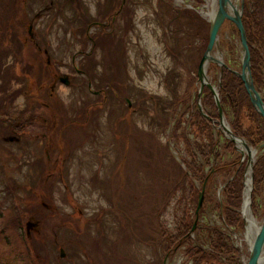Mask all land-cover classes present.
Returning a JSON list of instances; mask_svg holds the SVG:
<instances>
[{"label":"rangeland","instance_id":"obj_1","mask_svg":"<svg viewBox=\"0 0 264 264\" xmlns=\"http://www.w3.org/2000/svg\"><path fill=\"white\" fill-rule=\"evenodd\" d=\"M50 1L28 0L24 12L23 0H0V66L4 71L0 104L5 103L0 120L14 117L10 110L17 113L20 109L23 114L17 120L24 122L39 105L32 100L33 94L51 83L44 49L57 62L53 74L74 75L72 67L82 68L93 84L91 91L97 89V81L98 87L109 83L110 91L104 97L88 92L87 80L78 86L76 75L69 86L56 85L49 101L57 114L52 134L56 150L52 147L49 153L69 157L60 171L63 175L54 180L47 177L43 165L44 151L53 138H29L36 130L30 124L18 144L8 143L0 127V264H191L186 245L174 251L166 240L175 235L186 209V223L190 222L197 203L196 194L186 207L182 204V191L190 190L192 181L181 159L188 162L191 157L180 131L176 138L172 134L176 123L184 125L196 110L194 96L200 86L196 70L210 26L201 12H211L212 0H183L182 6L178 0H52L53 5ZM231 1L239 10L240 0ZM45 7H49L46 13ZM38 13L40 17L35 18ZM92 18L107 19L103 22L114 28L111 33L96 21L88 36L111 34L100 38L93 50L81 27L75 31ZM30 24L33 27L28 29ZM87 56H91L88 61ZM213 56L231 70H240V42L231 23L221 27ZM87 64H91L90 72ZM206 79L218 90V65L207 66ZM19 90L22 95L15 96ZM46 99V92L40 93L39 100ZM59 107L63 113L56 111ZM5 110L9 114H1ZM250 114L243 108L240 119L243 128L253 132ZM231 120L230 114L224 117L229 128ZM187 132L195 134L191 127ZM220 132L218 151L225 135L221 128ZM188 140L192 142L193 136ZM226 150L223 160L229 161L233 153ZM262 154L264 150L254 159ZM261 176L262 169L257 167V180ZM190 178L194 194L199 183ZM224 180L225 176L216 177L199 217L197 237L201 235L205 248L209 241L204 228L224 232L213 205ZM260 187L259 182L255 192ZM34 212L41 225L29 239L26 218ZM253 218L256 225L263 219ZM240 234L243 245L238 248L237 264L249 257L246 229Z\"/></svg>","mask_w":264,"mask_h":264},{"label":"trees","instance_id":"obj_2","mask_svg":"<svg viewBox=\"0 0 264 264\" xmlns=\"http://www.w3.org/2000/svg\"><path fill=\"white\" fill-rule=\"evenodd\" d=\"M125 4L126 2L122 5L124 6L123 8H125ZM199 4H201V2ZM242 24L250 52L253 84L258 90H261L263 87L262 82L264 71V0H243ZM100 38H102V36ZM100 38L97 40V45L101 43ZM103 41L108 42L109 40L106 41L103 39ZM205 46L206 44H203V49ZM201 54L198 60H200ZM90 57L91 56H87L86 60L88 61ZM87 67L90 72L91 64H87ZM107 71L108 67L106 66V72ZM0 72H4L1 70V66ZM6 87L8 88L9 85ZM218 94L224 116L226 117L228 114L231 115L232 120L230 128L232 132L236 136L243 138L251 147L256 148L259 146L264 141V121L252 107L242 81L227 68H223L221 72ZM2 97H5L6 100V95L4 93H2ZM196 97L197 95L195 94V112H191V114L189 113V117L184 121V125L182 122H177L173 128L172 134L173 138H176L179 135V137L185 141L190 153L191 159L188 160V162L183 158L181 160H183L182 163L191 174L188 178L187 173L182 169L183 176L188 178L190 182H193L190 178L192 176L199 183V188L196 190L194 189V194L192 182L190 190L186 191V193L185 191H182V204L186 207V204L190 199L195 198L194 195L197 194L196 198L198 197L201 185L207 178L204 200L198 216L200 217L206 207L207 201L209 202L210 200L208 193L214 184L216 177L225 176V180L222 183L224 186L221 190L222 209L220 210V204L218 201L214 202L213 205L214 208L218 210L219 216L222 218L226 227L241 232L243 230V222L238 210H240L242 203L243 178L246 164L245 162H240L241 157L235 152L233 144L225 137L222 140L223 143L221 149L219 151L217 150L221 134L217 130L214 131L215 128L213 124L218 120V113L211 92L207 88H204L201 97V105L208 119L204 118L198 111ZM5 100H3V102H5ZM4 104H0V110L3 109ZM243 108H246L251 112L250 115L252 117V123L254 124L253 132L245 130L241 124L240 115ZM3 112L4 111H2L1 114ZM31 112L34 111H30V113ZM20 126L21 129L24 130V122H21ZM189 127L192 128V131L195 134H189L187 132ZM178 131H180V133L177 135ZM189 135L193 136L192 142L188 140ZM226 148H230L233 153L232 159L229 161L223 160V157L226 155ZM257 167L262 169V176L258 180L256 177ZM263 176L264 154L256 160V163L253 166L251 209L253 216L257 219L260 218L258 197L262 194L264 186ZM259 182L261 183L260 192H255ZM185 194L187 195L184 196ZM188 215L189 212L188 209H186L185 215L179 219L178 227L176 226L175 235L172 237L166 236V240H170V249L173 247L172 250L176 251L182 245H186L185 255L191 261V264H207L208 262H213L215 264H237L236 259L239 256V251L233 246L229 237L218 228H204L203 232L207 233L208 236H206V238L209 241L207 243V248H205V245L201 242V235L199 234L197 237V233H201V228L198 226V223L196 224L195 229L191 232L194 214L191 216L190 222L186 223V216ZM192 234H194V238L191 237Z\"/></svg>","mask_w":264,"mask_h":264},{"label":"water","instance_id":"obj_3","mask_svg":"<svg viewBox=\"0 0 264 264\" xmlns=\"http://www.w3.org/2000/svg\"><path fill=\"white\" fill-rule=\"evenodd\" d=\"M242 2L240 3V9L238 10V7L234 5L231 0H216L217 9L215 11L213 19L209 20L210 26H209V33H208V42H207L205 51L197 67V81L200 84L199 89H198V95H197V106H198V110L200 111L201 115L204 118L208 119L206 114L203 112L201 103H200V97H201L202 91L204 87H206L211 92L214 98L215 106H216L218 117H219V120H218L219 127H221L222 131L225 133L226 138L235 145V149L239 151L240 154L243 155V151L239 150L236 147L237 143H240L246 151L247 165L249 166L251 179L249 182V187L244 188L245 192L247 189L248 196L246 199H243V204L241 208L242 217L245 223V219H244L245 209H247V211L249 212V216L251 220L255 222L251 209H250V198H251V192H252V186H253L252 161H253V156L257 152L264 149V141L259 146H257L255 149H252L249 145H247V142L244 139L237 137L235 134L231 132V130L228 127L223 125L224 114H223V110L221 108L220 101L218 98V92L214 87H212L211 84L206 82L207 79H206V71H205V65L210 64V63L218 65L220 72L222 68L224 67L227 68V66L223 62H221L220 60H218L217 58L213 56V49L216 47L217 35L222 25L224 24V22L232 23L238 32L239 40H240V50H241L240 72L233 71V73L242 81L244 85V89L246 91V94L249 97L251 105L253 106L255 111L264 121V98L255 88L253 81H252V77H251L250 52H249L248 45H247L245 30L242 24ZM28 29H30V27ZM61 82L67 85L68 84L67 77L62 78ZM263 87H264V80H263ZM263 180H264V177H263ZM206 182H207V178L203 181L201 190L199 191V194H198L197 206L194 212V221L192 224L191 232L195 229V226H196L197 218H198L199 211L201 209L203 198H204ZM245 192H244V196H245ZM263 193H264V190H263ZM31 226L32 225L30 222H26L25 230L27 233H29L30 229L32 228ZM248 250H249V257H248V260L244 264H261L260 256H261L262 251H264V217L259 224V227L255 233L254 239L251 245H249ZM64 255H65L64 251L61 249L60 258H63Z\"/></svg>","mask_w":264,"mask_h":264},{"label":"flooded vegetation","instance_id":"obj_4","mask_svg":"<svg viewBox=\"0 0 264 264\" xmlns=\"http://www.w3.org/2000/svg\"><path fill=\"white\" fill-rule=\"evenodd\" d=\"M54 2L52 3V0L50 1V5H53ZM27 5H28V0H23V6H22V10L25 12V9L27 8ZM43 12H47L49 11V7H45V8H42ZM40 13L36 14L35 15V18L36 17H40ZM44 16V14H43ZM105 21L108 22L107 19H104ZM104 20H98L97 18H92L88 24L86 26H77V28L75 29V31H78L81 27V31H83V34L87 37V41H91L92 43V49L93 50L95 48V46L97 45V40L102 36H108L110 35L112 29L113 28V25L109 27V23L107 25L106 22H103ZM96 21H100L102 22V26H105L104 28L106 30H110L109 34H104V33H100V34H93L94 37H91V36H88V32L90 31L91 28L95 27V23ZM108 26V27H107ZM30 27L32 28L33 26L30 24ZM86 28V29H85ZM96 28V27H95ZM85 29V30H84ZM82 34V35H83ZM39 50V49H38ZM81 53V52H80ZM42 54L45 56V59H44V62L46 65H48V70H50V73H49V77H50V80H51V84L49 86V84H43L41 88H39L37 90L36 93L33 94V97H32V100H34V102L39 105L36 106L35 110H32L34 112H28V116H27V120L24 121V127L23 128H26L28 125L32 124V126L34 127L35 126V132L33 133V137L29 136V138H40L42 140H47L49 138H53V141L52 143L50 144L51 146L49 148H46L45 151H44V160H43V165H44V162H45V169H46V172H47V177L48 178H54L56 176H62L63 174L60 173L61 169L64 168V164H66V160L67 158L69 157V154L66 156V158H62V157H59V156H54V157H51L50 153H49V150L51 149L52 150V147L54 150L55 149V138L52 136L53 132H54V127L58 124L57 123V114L55 112V110H53L51 108V106L49 105V101L53 99L54 97V89L56 87L57 84H61V79L63 78V74H60L59 72H56L53 74V64L57 63L55 62L51 57H50V54L48 53V50L47 49H44L42 50ZM87 55H90V53H87ZM81 57H83V55L81 54ZM58 64H62L61 63H58ZM74 66V65H73ZM74 72V75L77 76L78 81H77V85L78 86H84L85 85V82L82 81V79H86L87 80V87H88V92H92L93 94H102V97L106 96V91H110L109 87H108V84H102L101 87H98L97 85L100 84V82H96L95 83V87L97 88L96 90H92L91 91V87L93 86L92 82L90 80H88L86 77H87V72L86 70H83L82 68L81 69H78V68H75V67H72V70ZM72 73H70V75H67V74H64V76L67 77V81H68V86L69 84L71 83V80L70 78L71 77H75ZM2 76V73L0 72V78ZM42 92H46V96H47V99L45 101L43 100H39V95L40 93ZM18 95H21V92L19 90L16 91V94L15 96H18ZM127 101V104L128 106H131L129 101ZM40 108V109H39ZM12 109V107H11ZM38 109V110H37ZM56 111H59L60 113H63V111L61 110V108L59 107L58 110ZM10 112L12 114H15L14 117L12 115V117H6L1 119L0 120V127L3 128L4 132H6V136L3 138L4 141L8 142V143H17L21 140V136H25L27 135V133L29 131H24L25 133L23 134V130L21 129V122L18 121L17 119L23 114L21 112L20 109H18L16 112L17 113H14L13 109L10 110ZM24 112H27V111H24ZM3 113H7V110H5ZM2 113V114H3ZM22 113V114H21ZM79 114V113H78ZM77 114H74L73 115V118L76 116ZM82 116V115H81ZM80 116V118H81ZM80 120V119H79ZM73 121H77V120H74ZM59 151V150H58ZM37 159V158H36ZM46 181L44 182L43 181V186L46 185ZM66 187V186H64ZM49 189L51 190L52 189V183L49 185ZM42 205L44 206H48L47 204L41 202ZM26 222H30L31 223V229L29 231V233H26L27 237L30 239L31 238V234H36L40 228V225H41V219L39 217H37V213L34 212L32 213L31 215H29L27 218H26ZM35 225V226H34Z\"/></svg>","mask_w":264,"mask_h":264},{"label":"bare ground","instance_id":"obj_5","mask_svg":"<svg viewBox=\"0 0 264 264\" xmlns=\"http://www.w3.org/2000/svg\"><path fill=\"white\" fill-rule=\"evenodd\" d=\"M215 10H216V0H212V4H211V12L208 13L209 19L212 20L215 14ZM208 64L205 65V71L207 69ZM224 126H227V124L225 123V121L223 122ZM236 146L239 148V150H242L243 153L246 152L244 147L240 144L237 143ZM247 192L245 194V198L247 197ZM244 219H245V225H246V236H247V240L249 245H251L255 233L259 227V225H256L255 222H253L249 216V212L245 209L244 210ZM261 264H264V251H262L261 256Z\"/></svg>","mask_w":264,"mask_h":264},{"label":"built area","instance_id":"obj_6","mask_svg":"<svg viewBox=\"0 0 264 264\" xmlns=\"http://www.w3.org/2000/svg\"><path fill=\"white\" fill-rule=\"evenodd\" d=\"M229 234L233 237V239H234V241H235V244H236L237 246H239V245L237 244V242H239V241L237 240V236L234 235V234H231V233H229Z\"/></svg>","mask_w":264,"mask_h":264}]
</instances>
